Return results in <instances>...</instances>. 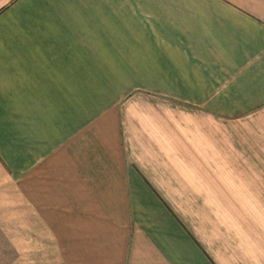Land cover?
<instances>
[{
  "label": "crops",
  "instance_id": "crops-1",
  "mask_svg": "<svg viewBox=\"0 0 264 264\" xmlns=\"http://www.w3.org/2000/svg\"><path fill=\"white\" fill-rule=\"evenodd\" d=\"M0 264H264V0H0Z\"/></svg>",
  "mask_w": 264,
  "mask_h": 264
}]
</instances>
